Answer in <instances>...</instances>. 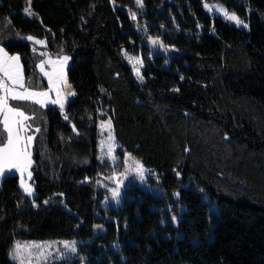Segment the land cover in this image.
<instances>
[{
	"label": "trees",
	"instance_id": "obj_1",
	"mask_svg": "<svg viewBox=\"0 0 264 264\" xmlns=\"http://www.w3.org/2000/svg\"><path fill=\"white\" fill-rule=\"evenodd\" d=\"M212 3L250 29L212 14L204 6ZM27 6L0 0V47L19 54L27 86L41 89L44 56L22 37L45 39L50 56L71 57L75 96L65 114L13 104L41 129L37 195L27 197L17 175L2 179L0 264H16L9 254L17 241L44 239L85 240L89 264H264V0H143L142 8L135 0H31L33 17ZM125 52L145 55L140 77ZM107 115L117 153L156 170L166 194L180 192L172 209L135 183L120 206H103L99 121Z\"/></svg>",
	"mask_w": 264,
	"mask_h": 264
},
{
	"label": "snow or ice",
	"instance_id": "obj_2",
	"mask_svg": "<svg viewBox=\"0 0 264 264\" xmlns=\"http://www.w3.org/2000/svg\"><path fill=\"white\" fill-rule=\"evenodd\" d=\"M27 3L28 6L25 7L24 13L28 16L37 15L31 10V0H27ZM135 3L139 7H143V0H135ZM204 6L208 8V5ZM220 14L222 15V18L229 22H233L237 26L248 27V25L234 12H229L227 9H221ZM131 16L134 21L137 20L135 12H132ZM27 39L33 40L34 38L28 36ZM158 42L162 43L158 38L152 39L153 44H157ZM36 43L44 44L45 41L37 40ZM70 59V56L63 55L55 61H48V63L53 65V71L45 72V75L48 76L49 85L51 86L49 91L54 89L56 94V99L49 101V92L33 91L26 86L21 71L22 66L20 64V56H10L3 47H0V125H2L4 133L6 134V142L0 145V177H4L6 173L13 174V170L18 171L20 175V187L28 196H32L34 193V188L28 181L32 178V172L30 169L34 163L30 146L35 137L26 134L29 127L26 124V121L32 118L27 116L25 112L21 111L19 108L12 107L9 101H32L41 106H47L50 102L53 105H59L60 109L63 110L67 98L69 96H75L74 91H63L64 86H67L68 88L71 87V85L68 84L67 73L65 71ZM130 59H135L136 63L142 64V60L139 58L130 57ZM40 67L41 71H44L43 62ZM136 71L139 75V68H137ZM181 79H183V77H181ZM64 119L67 120L68 116L65 115ZM102 123L111 131V118ZM73 129H75V125H73ZM40 130L39 127L35 129L36 132H39ZM112 139V137H109V140ZM108 152L109 154L112 152L110 146ZM127 155L129 157L131 156L130 153ZM113 159H115L114 156ZM125 163H127V160H125ZM133 170L143 178L145 169L142 163L137 161L133 166ZM111 194L112 198L119 203L121 198L120 188H113ZM177 195L179 194L177 193ZM33 203H35V201H33ZM44 203L47 204L48 201H44ZM172 219L175 221L176 217L173 216ZM96 227L102 228L101 225H97ZM55 243H62L66 250L62 251L59 248L56 249V255L61 261L70 258L68 254L74 255L80 260L85 259V257L80 256L78 253L77 241L67 240L62 242H47L39 245L33 242L31 246L22 245L20 242H17L10 251V257L16 260L18 264H25V262H27V264H33L34 259L35 264H44L49 258V250Z\"/></svg>",
	"mask_w": 264,
	"mask_h": 264
},
{
	"label": "rangeland",
	"instance_id": "obj_3",
	"mask_svg": "<svg viewBox=\"0 0 264 264\" xmlns=\"http://www.w3.org/2000/svg\"><path fill=\"white\" fill-rule=\"evenodd\" d=\"M206 5H208L207 9L212 14L217 15L218 17H221V18H222V15L220 14V10L221 9H227L229 12H234V11L229 10L226 6H224L222 4H219V3H212V4H206ZM31 10L34 11L32 9V7H31ZM235 14L248 25L247 28H245L243 26H237L233 22H229V21H227L224 18H222V19H224L230 25H233V26L238 27V28H243V29L249 30L250 29L249 23L244 18L240 17L237 13H235ZM28 17H33V16H28ZM28 36H31V35L23 36L22 40L26 41V42H30L31 44H33L34 45V49L35 50H39L40 54L44 56V58L38 63V71H39L40 75L42 76L43 80H45L47 82V86L44 87V88H41V89H32V88H30V89L33 90V91H37V92H45V91H47V92H49V96H48L49 101L55 100L56 99L55 90L53 89V90L49 91L51 86L49 85L48 76L45 75V72L53 71V65L51 63H48V61H55L58 58H60L61 56H63V55L57 56V57L50 56L48 54L47 50H43V48L46 47V40L45 39H40V38H36L34 36H31L34 39L33 40H29V39H27ZM37 40L45 41V43L44 44H38V43H36ZM9 55L10 56H15V55H19V54H9ZM151 56L152 55H147L148 58H151ZM130 57L141 59L142 60V64L136 63V60L135 59H130ZM125 58H126L127 62L133 68L135 75L137 77H140V75L142 73V68L144 67L145 55L142 52H140V54H138V55L133 54V53H129V52H125ZM70 61H71V59L68 61V64H67L66 69H65V71L67 73V80H68V68H69V65H70ZM42 62L44 63V71H41V67H40ZM20 64L22 66L21 71H22V74H23V77H24V81H25V84L27 86L25 70H24V67H23L21 59H20ZM137 68H139V73H140L139 75L137 74V71H136ZM68 84H70L69 80H68ZM63 91L64 92L73 91V88H72V86L70 88H68L67 86H64ZM72 99H73V96H69L67 98V101L65 103V107H64L63 110L60 109L59 105H53L50 102L47 104V106H41L40 104L35 103V102H33V103L38 104L42 108L53 107V108L59 110L60 112H62L63 114H65L70 102L72 101ZM16 102H20V100H10L9 101V103H10V105L12 107H15L13 104L16 103ZM30 102H32V101H30ZM15 108H18V107H15ZM20 110L25 112L22 109H20ZM25 114L28 116V114L26 112H25ZM109 118H110V116L107 115L106 117H104L103 119H101L99 121V135H100V137H99V157H98V161H99V163L102 166L100 174H99V176L101 177V180H100L99 184L101 186L106 187L108 189V191H109V194L106 197L103 206L104 207H108V206L109 207L110 206L118 207V206H120L122 204V199H123L124 193L126 192V189L129 188L131 185H133V183H135V184L140 185L141 187H143L145 190H148L150 192H155L159 196H164L166 198V206H167V208L168 209H172L175 206V203L173 202V200H176V199H178L180 197V192L176 191V192L170 193V195L166 194L165 190L162 187H160V185H158L156 183V182L160 181V176L157 174L156 170H153L151 168L145 167L143 165L144 169H145L143 178H141L133 170V166L135 165V163L137 161H139L141 163V161L138 160L137 158H135L132 155L129 157L127 155L128 152H126L123 155H120V154L117 153L118 147H117V143H116V140H115V137H114V133H113V126H112L111 131H110L102 123V122L108 121ZM26 124L29 126L28 127V131H27L26 134L35 136V133H36L35 129L36 128L32 127L29 124L28 121H26ZM111 124H112V121H111ZM109 137H112L113 139L109 140ZM33 146H34V140L32 142V145L30 146V150H31V153H32V160L34 162ZM109 146L112 149L111 154H109V152H108ZM113 156L115 157V159H113ZM125 160H127V163H125ZM33 164H32V167L30 169L31 172H32ZM7 175H11V176L17 175V176H19V179H20L19 172L16 171V170H13V174H8V173L5 174V176H7ZM4 177H0V187H1L2 179ZM28 182L30 184H32V186L34 188V193H33L32 196H28V195H26V196L29 197L30 199H33L37 195V192L35 190L33 172H32V178ZM117 187L120 188V192H121V198H120L119 203H117L116 200L112 198V194H111V190L113 188H117ZM22 191H23V189H22ZM177 193L179 195H177ZM203 199H204V201L208 200V198L205 195L203 196ZM181 207H182V204H181ZM108 216H109V218L110 217L111 218L114 217V215L111 214V213H108ZM97 234H98V232H97ZM65 240H67V241H77L78 253H79L80 256L85 257V259H83V260L79 259V261H80L79 264H89V261L86 260V259L88 258V256L90 254H92V252L94 250L91 247H86V246L83 247L82 246L85 243H87L85 240H81V239H44V240H30V241L23 240V241H17V242H20L22 245L31 246L33 244V242H35L36 244L39 245V244H45L47 242H62V241H65ZM89 242H91V241H88V243ZM14 245L12 246L11 250L13 249ZM57 248L61 249L62 251H66L64 249L62 243H55L54 246L49 250V258L44 262V264H72V260H77L78 259L76 256L68 254L70 258H68L65 261H61L56 255V249ZM9 257H10V254H9ZM10 259H11V261H13L16 264H18V262L16 260L12 259L11 257H10ZM25 264H27V262H25ZM33 264H35V259L33 260Z\"/></svg>",
	"mask_w": 264,
	"mask_h": 264
}]
</instances>
